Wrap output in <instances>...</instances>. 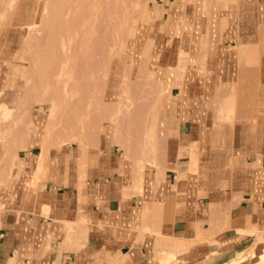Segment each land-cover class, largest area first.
<instances>
[{"label": "crops", "instance_id": "1", "mask_svg": "<svg viewBox=\"0 0 264 264\" xmlns=\"http://www.w3.org/2000/svg\"><path fill=\"white\" fill-rule=\"evenodd\" d=\"M241 1L238 15L255 12L264 20L260 1ZM229 14L206 56L204 22H183L193 60L184 52L179 80L177 68L164 72L171 85L159 129L168 148L157 166L139 171L141 178L109 147L90 151L94 158L85 161L70 145L43 157L39 145L24 146L13 165L0 158V264H164L169 257L167 264H225L252 246L258 251L264 37L241 41ZM161 17L174 15L164 10ZM253 57L256 65L245 63Z\"/></svg>", "mask_w": 264, "mask_h": 264}, {"label": "rangeland", "instance_id": "2", "mask_svg": "<svg viewBox=\"0 0 264 264\" xmlns=\"http://www.w3.org/2000/svg\"><path fill=\"white\" fill-rule=\"evenodd\" d=\"M258 1L264 11V0ZM241 2L0 0V158L13 165L24 146L39 145L45 153L70 145L85 161L94 158L87 157L90 151L109 147L141 178L139 171L157 166L168 148L159 121L165 120L161 112L171 82L162 77L177 68L179 80L187 65L183 49L190 29L183 22H204L202 56L229 12L237 37L256 43L264 37V20L255 12L238 15ZM164 10L172 20L162 19ZM254 58L245 63L256 65ZM257 241L258 251L252 246L235 255L238 260L246 254L242 261L225 264H263L264 236Z\"/></svg>", "mask_w": 264, "mask_h": 264}, {"label": "bare ground", "instance_id": "3", "mask_svg": "<svg viewBox=\"0 0 264 264\" xmlns=\"http://www.w3.org/2000/svg\"><path fill=\"white\" fill-rule=\"evenodd\" d=\"M186 36H187V42H188V41H189V38L191 37V33H190V32L187 33ZM183 50H184V52L188 53V52H187V51H188V46L186 47V49H183ZM180 51L183 52L182 49H180ZM64 58H65V57H64ZM64 61H65V60H64ZM64 63H65V62H64ZM65 65H66V64H65ZM65 65H64V66H65ZM63 68H64V67H63ZM59 70H60V69H59ZM63 70H64V69H63ZM61 71H62V70H61ZM105 71H106V70H105ZM105 73H106V72H105ZM9 110H10V108H9ZM43 153H44V152H43V150H42V154H43ZM248 252H249V251H248ZM251 254H252V253H251ZM245 255H246V254H245ZM245 255H244V254H243L242 256L240 255L241 258H239L238 260H237L236 258H233V263H238L239 260H241V259L243 260L244 257H245ZM231 260H232V259H231ZM242 260H241V261H242ZM255 262H256V261H255ZM255 262H254V263H255ZM254 263H251V264H254ZM262 263L264 264V262H262Z\"/></svg>", "mask_w": 264, "mask_h": 264}]
</instances>
